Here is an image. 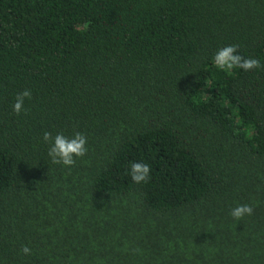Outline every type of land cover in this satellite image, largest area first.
Here are the masks:
<instances>
[{"label":"trees","instance_id":"16d2710c","mask_svg":"<svg viewBox=\"0 0 264 264\" xmlns=\"http://www.w3.org/2000/svg\"><path fill=\"white\" fill-rule=\"evenodd\" d=\"M236 44L264 64V0H0V264H264V68L212 64Z\"/></svg>","mask_w":264,"mask_h":264},{"label":"clouds","instance_id":"9594fccd","mask_svg":"<svg viewBox=\"0 0 264 264\" xmlns=\"http://www.w3.org/2000/svg\"><path fill=\"white\" fill-rule=\"evenodd\" d=\"M239 45H228L220 48L212 58L213 66L228 75L234 74L237 71L249 72L254 69L264 68V64L257 58L244 57L239 54ZM32 92L30 89H24L17 93L15 102L12 105L16 115L26 112L25 100H31ZM43 140L50 147L48 149V157L51 164L61 165L66 168L75 166L77 159H82L88 153V138L81 132H76L72 137H67L62 133L55 136L51 132L45 131ZM151 167L143 162H131L129 165L128 174L131 180L136 183H147L151 179ZM254 213V207L251 204H237L231 211L230 215L236 220H240L245 216H251ZM24 255H31L32 249L27 245L21 248Z\"/></svg>","mask_w":264,"mask_h":264}]
</instances>
